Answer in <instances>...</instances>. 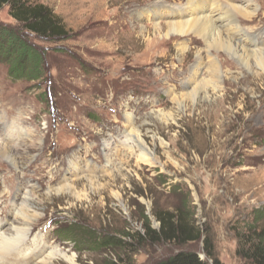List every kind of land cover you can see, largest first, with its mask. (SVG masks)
<instances>
[{"label": "rangeland", "instance_id": "1", "mask_svg": "<svg viewBox=\"0 0 264 264\" xmlns=\"http://www.w3.org/2000/svg\"><path fill=\"white\" fill-rule=\"evenodd\" d=\"M250 1L255 17L242 22L233 13L235 24L248 48L264 51V0ZM39 2L72 36L30 37L45 52L43 82L13 81L0 61V228L11 233L37 214L26 249L46 244L44 257L57 249L77 264L119 257L156 264L182 251L207 260V248L222 264H244L240 237L251 233L255 214L264 215V62L216 46L194 75L207 44L192 36L183 53L184 38L166 27L187 0ZM0 25L16 27L8 7ZM210 60L218 61V81ZM156 214L169 232L184 227L186 242L173 233L171 240L143 238L145 217L162 231ZM80 231L125 243L98 250L90 239L80 242ZM7 257V264L22 261Z\"/></svg>", "mask_w": 264, "mask_h": 264}, {"label": "trees", "instance_id": "2", "mask_svg": "<svg viewBox=\"0 0 264 264\" xmlns=\"http://www.w3.org/2000/svg\"><path fill=\"white\" fill-rule=\"evenodd\" d=\"M4 7L9 8V14L16 21V27L10 28L0 25V61H4L8 65V76L13 81L43 82L47 75L45 52L37 48L30 41V37L45 42L67 41L72 36L69 28L49 6L40 3L39 0H0V12ZM157 218L163 225L162 231L160 233L154 231L151 228L150 219L145 217L147 236L143 238L149 237L152 241L171 240L172 236L170 234L173 233L174 237L180 242H186L183 238L186 233L184 227H178L179 235H176L172 228L170 232L167 231L169 224L164 217L157 216ZM263 224L264 215L255 214L253 226H250L251 233L240 237L237 253L244 264H264ZM74 233L79 234L80 242L86 243L90 239L88 243L94 245L98 250L107 248L122 250V245L125 243L111 237L92 240L93 238L88 233L82 231ZM201 237L202 233H198L195 237H187V240L193 242ZM205 243L207 246L209 245L207 238ZM205 253L207 260L201 259L196 252L182 251L156 264H209V260L212 261V264H222L208 248ZM124 263L125 261L119 257L118 261L112 260L111 264Z\"/></svg>", "mask_w": 264, "mask_h": 264}, {"label": "bare ground", "instance_id": "3", "mask_svg": "<svg viewBox=\"0 0 264 264\" xmlns=\"http://www.w3.org/2000/svg\"><path fill=\"white\" fill-rule=\"evenodd\" d=\"M226 1H229L230 9L228 8V10L223 11L224 8H222L220 0H187L185 4V11L175 12L174 14L170 15L171 18L176 19L166 24L167 29H170V31L173 33L172 36H180L184 38V42L178 45L179 50L183 53H185L187 50L185 41L192 36L200 38L202 41H204V43L207 44L208 51L205 52L206 54L198 55V63L194 69V75H198V69L202 68V66L205 65L206 59L210 57L209 51L211 48L214 49L216 46L219 48L226 47L227 50L233 51V53H235V55H237L238 58L244 62H249L252 58L257 60L260 64L264 62V51L261 48L259 49L260 51L248 48V46L250 47L252 45H250V43L248 46L246 45V42L249 41L248 37L246 38L247 35L245 34L244 36V33L236 26L233 15V13L237 15L242 14L241 21L247 22V20L255 17L256 8L253 9L254 6L250 0ZM249 8L253 10H250ZM167 37H169V35H167ZM152 43L156 44V41L154 40ZM217 51H219V49ZM208 63V70L210 71L212 79L214 78L217 80L218 73L220 71L218 67V61L210 60ZM220 63L223 67L230 65V61L228 64L226 60H222ZM190 83L192 82L189 81L186 86L189 87L191 85ZM194 91L189 95H193ZM16 206L17 205H15V208ZM26 214H29V212ZM37 216V214H29V216H25V222L23 221L24 224L21 225L22 228L21 226L13 224L10 229L11 233H5L0 228V264H5L8 261L7 256L13 254H16L22 259V261L18 260V264H55V260L58 257L66 260L68 264H77L74 257H69L66 254H60L57 249L55 251H51L46 257H44V249H47L46 244H44L43 250H41V252H38L37 250L31 252L30 249H26L24 243L28 238V227L32 224V221L37 218ZM39 242L40 241L38 240H34L32 246H39ZM12 249L14 250L12 253H10ZM19 249H21L22 257H20L21 254Z\"/></svg>", "mask_w": 264, "mask_h": 264}]
</instances>
